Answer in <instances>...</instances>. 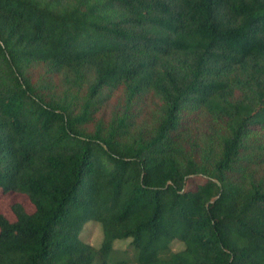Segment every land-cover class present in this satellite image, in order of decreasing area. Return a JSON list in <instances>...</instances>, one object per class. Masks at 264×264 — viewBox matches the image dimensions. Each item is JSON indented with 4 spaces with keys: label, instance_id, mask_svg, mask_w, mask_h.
Here are the masks:
<instances>
[{
    "label": "trees",
    "instance_id": "16d2710c",
    "mask_svg": "<svg viewBox=\"0 0 264 264\" xmlns=\"http://www.w3.org/2000/svg\"><path fill=\"white\" fill-rule=\"evenodd\" d=\"M118 89L154 105L149 134L93 118ZM185 112L206 120L200 141ZM254 135L264 0H0V192L33 207L0 215V264H264ZM91 222L98 247L80 238Z\"/></svg>",
    "mask_w": 264,
    "mask_h": 264
},
{
    "label": "rangeland",
    "instance_id": "374dc122",
    "mask_svg": "<svg viewBox=\"0 0 264 264\" xmlns=\"http://www.w3.org/2000/svg\"><path fill=\"white\" fill-rule=\"evenodd\" d=\"M32 80L37 81L42 77V71L40 69H34L32 71ZM57 89V88H56ZM57 91H53L52 95L58 96ZM77 103L80 104L82 101L87 100V90L84 87L81 91L76 94ZM127 110H129L127 112ZM155 107L152 103H135L132 104L130 108L125 106V99L121 89L114 91L112 94L102 97V101L98 104L97 110L93 114L94 119H101L104 122L109 121L112 117L120 118L123 115L127 116L128 121L132 123L131 129L134 133L141 132L143 134H149L155 126L156 114ZM206 120L201 116H196L185 112L183 124L185 127L190 129L191 135L200 134L207 129ZM199 134L196 137L197 141H200ZM191 135L187 137L188 141H191ZM259 139V135H254L252 139ZM264 143V136H262ZM189 145H187L188 147ZM256 147H249L245 151L247 157L249 156L250 163L247 172H245L246 178L249 174H255L254 177H261L264 175V150L259 149L257 143ZM244 164V162H243ZM254 172V173H253ZM248 179V178H247ZM204 182L203 178L199 176H193L187 181V188L191 189L195 185ZM13 203H20L26 212L31 213L33 211L32 205L29 203L27 198L23 195L9 193L4 194L0 192V215L6 217L9 221H14V216L10 210V205ZM80 238L94 246L98 247L101 242V228L96 223H88L84 226L83 230L80 233ZM128 242H117L114 245V248L118 251H123L127 248ZM182 244L179 242H172L170 249L172 252H177L182 249Z\"/></svg>",
    "mask_w": 264,
    "mask_h": 264
}]
</instances>
